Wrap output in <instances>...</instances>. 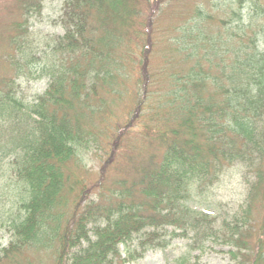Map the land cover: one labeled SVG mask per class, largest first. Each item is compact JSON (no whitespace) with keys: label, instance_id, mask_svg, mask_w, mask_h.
<instances>
[{"label":"trees","instance_id":"16d2710c","mask_svg":"<svg viewBox=\"0 0 264 264\" xmlns=\"http://www.w3.org/2000/svg\"><path fill=\"white\" fill-rule=\"evenodd\" d=\"M15 5L0 182L17 197L0 264H128L122 246L161 227L264 264V0H65V32L50 38L28 25L42 0ZM22 76L48 87L29 101ZM236 165L246 194L233 215L188 204Z\"/></svg>","mask_w":264,"mask_h":264},{"label":"rangeland","instance_id":"374dc122","mask_svg":"<svg viewBox=\"0 0 264 264\" xmlns=\"http://www.w3.org/2000/svg\"><path fill=\"white\" fill-rule=\"evenodd\" d=\"M65 0H42L41 13L33 12L28 25L33 37H55L65 32L61 21ZM19 17L15 0H0V55L8 37V26ZM264 49V41L261 42ZM0 56V76L10 75L9 68ZM18 95L29 101L35 100L48 87V78L18 77ZM90 173L98 170L87 167ZM82 174L85 175V164ZM244 168L240 165L229 167L209 190L195 193L188 204L199 211L217 217L219 222L235 213L243 202L246 184L243 178ZM10 185L8 178L0 182V249L8 246L12 240L9 226V208L17 196V189ZM15 204L14 207L15 208ZM173 227L156 229L153 239H149L150 229L136 236L133 242L122 246L124 255L134 257L128 264H178L182 260L199 259L206 264H232L228 254L230 247L222 239L207 238L200 244L195 242V232L175 235Z\"/></svg>","mask_w":264,"mask_h":264}]
</instances>
